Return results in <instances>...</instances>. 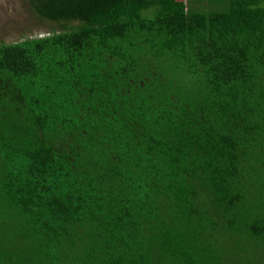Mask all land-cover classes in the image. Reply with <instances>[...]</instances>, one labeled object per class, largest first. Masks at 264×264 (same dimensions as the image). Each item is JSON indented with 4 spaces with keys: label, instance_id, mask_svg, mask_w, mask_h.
I'll return each mask as SVG.
<instances>
[{
    "label": "trees",
    "instance_id": "1",
    "mask_svg": "<svg viewBox=\"0 0 264 264\" xmlns=\"http://www.w3.org/2000/svg\"><path fill=\"white\" fill-rule=\"evenodd\" d=\"M199 1L29 0L0 264H264V0Z\"/></svg>",
    "mask_w": 264,
    "mask_h": 264
},
{
    "label": "rangeland",
    "instance_id": "2",
    "mask_svg": "<svg viewBox=\"0 0 264 264\" xmlns=\"http://www.w3.org/2000/svg\"><path fill=\"white\" fill-rule=\"evenodd\" d=\"M206 0H200L198 3ZM151 9L144 10L146 15ZM50 28L33 12L29 0H0V42H16L27 36H40Z\"/></svg>",
    "mask_w": 264,
    "mask_h": 264
}]
</instances>
